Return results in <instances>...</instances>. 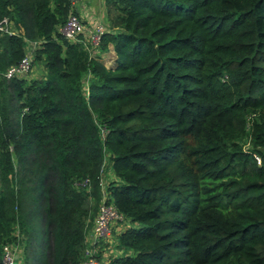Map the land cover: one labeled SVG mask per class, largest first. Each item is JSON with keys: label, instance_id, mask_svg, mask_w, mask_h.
I'll return each mask as SVG.
<instances>
[{"label": "trees", "instance_id": "16d2710c", "mask_svg": "<svg viewBox=\"0 0 264 264\" xmlns=\"http://www.w3.org/2000/svg\"><path fill=\"white\" fill-rule=\"evenodd\" d=\"M104 4L91 49L59 33L73 0H0V71L28 41L43 66L0 80V264L19 239L16 264H80L103 195L108 264H264V0Z\"/></svg>", "mask_w": 264, "mask_h": 264}, {"label": "built area", "instance_id": "2783aa9c", "mask_svg": "<svg viewBox=\"0 0 264 264\" xmlns=\"http://www.w3.org/2000/svg\"><path fill=\"white\" fill-rule=\"evenodd\" d=\"M107 31L108 30H106L101 23L97 24L92 29L87 27L82 18L76 13H70L64 25L59 28V33L67 40L81 42L85 47L91 49L97 48L100 45L102 35ZM0 32L7 34L15 33L13 25L7 18L0 21ZM87 32L89 34V40L84 39ZM38 44L39 43L36 41H28L24 57L18 63L8 67L5 71H0V80H9L13 77L28 75L32 69L34 50L37 49ZM256 159L258 163H260V159L258 157H256ZM108 172L109 169L105 166L101 169L99 179L102 187H104L103 177L106 176ZM84 183H86V181ZM125 221L126 218L118 212L112 203H108L106 201V196L103 195L93 225L85 238L83 259L80 264H105V261H103L99 255V244L107 241L108 237L111 235V225L113 223H124ZM116 243H118V241H114V245ZM4 249V264H16L15 259L17 258V254L13 252L15 246H6Z\"/></svg>", "mask_w": 264, "mask_h": 264}, {"label": "crops", "instance_id": "0c3cea01", "mask_svg": "<svg viewBox=\"0 0 264 264\" xmlns=\"http://www.w3.org/2000/svg\"><path fill=\"white\" fill-rule=\"evenodd\" d=\"M73 6H74V11L76 14H78L85 25L89 28H94L97 24L101 23L106 30L111 31L113 28L111 27V22H110V15L108 14L104 0H73ZM85 40H89V34L88 32L85 34L84 37ZM96 53V51L92 52ZM98 53V52H97ZM101 54L102 60H106L108 64L105 63L106 66H111L114 63L115 55L114 51L112 50V47H109L108 51H105ZM30 74V73H29ZM108 175H110V178L113 179V174L112 171L109 170ZM105 184V183H104ZM129 226L127 223H113L111 225V235L109 236V240L104 241L99 244V255L102 260L105 261V264L109 263V260L111 259L110 256L116 257L120 250L117 249V252L114 248V241H117L118 235ZM91 229V228H90ZM90 230H88L89 232ZM88 235V234H87ZM102 252V254H101ZM108 252H115L114 254H109L107 257V260L105 259L104 253Z\"/></svg>", "mask_w": 264, "mask_h": 264}, {"label": "rangeland", "instance_id": "374dc122", "mask_svg": "<svg viewBox=\"0 0 264 264\" xmlns=\"http://www.w3.org/2000/svg\"><path fill=\"white\" fill-rule=\"evenodd\" d=\"M106 60H104V61H105L106 64H108V62ZM29 73L30 74H28V78H40V77H42V74H43V66L40 63H38V62L33 63L32 64V69H31V71ZM107 165L108 164L106 163L105 167H108ZM103 180H104V183L110 181L111 180L110 175L107 174L106 176H104L103 177ZM85 205H86L87 208L89 207V212L92 214V219L91 220H87V223L89 224L88 225L89 226L88 230H90V228L93 225V218H95L94 216H96V214H97V208H96L97 206L95 205V202L93 201V199L86 200ZM95 209H96V212L94 213V210ZM87 234H88V232H87ZM25 235H26L27 238L31 239L32 238L31 236L33 234L30 233V235H28L26 233ZM107 240H109V237H108ZM20 241H21V239H19L18 241H16L15 244L7 245V246H13L14 245L15 246V250H13V252L16 253L17 255L19 254V256H21V254H22V245H21L22 242H20ZM4 250H3V253H4ZM115 250L117 252V247L115 248ZM13 252L11 251L12 254H13ZM114 253L115 252H108V253L106 252L103 255L106 256L105 259L107 260L108 255L109 254H114ZM101 254H102V252H101ZM113 257L114 256H112V255L110 256V258H113ZM22 260H23V258H22ZM22 260L20 261L21 263H22Z\"/></svg>", "mask_w": 264, "mask_h": 264}]
</instances>
